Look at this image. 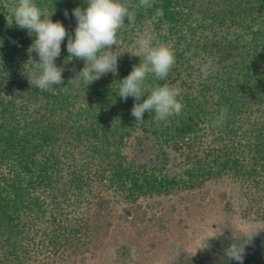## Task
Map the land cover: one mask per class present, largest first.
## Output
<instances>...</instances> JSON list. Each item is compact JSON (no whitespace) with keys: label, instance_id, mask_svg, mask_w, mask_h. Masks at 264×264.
I'll return each instance as SVG.
<instances>
[{"label":"trees","instance_id":"16d2710c","mask_svg":"<svg viewBox=\"0 0 264 264\" xmlns=\"http://www.w3.org/2000/svg\"><path fill=\"white\" fill-rule=\"evenodd\" d=\"M17 2L0 0V264L78 256L107 234L117 204L131 215L141 199L224 176L251 203L264 200V0H154L152 8H136L113 46L121 54L118 74L90 85L73 79L85 62L69 57L66 37L56 60L63 85L54 91L27 77L39 57L29 52L35 36L9 26ZM35 3L73 36L72 11L87 7V0ZM144 35L175 51L168 80L150 75L145 82L180 90L184 107L166 121L145 112L136 122L135 99L117 96L120 80L141 62L127 51ZM133 139L140 151L151 146L146 160L126 152ZM252 252L245 250L243 264ZM200 262L237 264L228 257Z\"/></svg>","mask_w":264,"mask_h":264},{"label":"rangeland","instance_id":"374dc122","mask_svg":"<svg viewBox=\"0 0 264 264\" xmlns=\"http://www.w3.org/2000/svg\"><path fill=\"white\" fill-rule=\"evenodd\" d=\"M151 146L140 151L135 139L126 152L139 160L149 157ZM115 206L112 226L85 253L57 264H200L227 257L226 249L243 243L244 233L257 234L251 243L250 263L264 264V200L251 203L241 184L224 176L194 190L141 199L130 206Z\"/></svg>","mask_w":264,"mask_h":264},{"label":"clouds","instance_id":"9594fccd","mask_svg":"<svg viewBox=\"0 0 264 264\" xmlns=\"http://www.w3.org/2000/svg\"><path fill=\"white\" fill-rule=\"evenodd\" d=\"M153 4L154 0H138L137 4H132L131 0H87L86 8L76 7L72 11L77 21L73 36L62 22L53 21L52 15L41 10L35 0H18L12 10V20L8 23L11 26L14 22L20 29H27L29 35L35 36L29 52L34 51L39 60H36V71L27 74L30 84L41 91H54L57 86L63 85L64 69L56 64V60L61 55V44L66 37L69 57L85 62L73 78L77 83L90 85L108 73L118 74V57L121 54H115L113 46L115 49L120 46V29L125 25L126 18L128 24L135 22L134 9H149ZM157 14L163 15L159 11ZM127 52L139 57L141 62L120 80L117 96L125 102L129 97L135 99L131 110L135 121H143L145 112H154L157 121L179 115L184 106L178 99L181 95L178 88L168 84L150 88L145 83L150 75L157 80H168L176 64L174 49L166 44H156L151 35H144L136 41L135 50ZM201 72L202 78H206L209 74L207 66L202 67ZM145 96L146 99L141 101ZM257 232L244 233L243 243L237 238L226 249L228 259L243 264L245 245L251 243Z\"/></svg>","mask_w":264,"mask_h":264}]
</instances>
